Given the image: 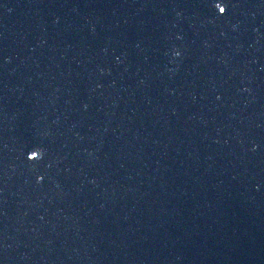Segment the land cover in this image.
<instances>
[{
    "label": "water",
    "instance_id": "obj_1",
    "mask_svg": "<svg viewBox=\"0 0 264 264\" xmlns=\"http://www.w3.org/2000/svg\"><path fill=\"white\" fill-rule=\"evenodd\" d=\"M0 264H264V0H0Z\"/></svg>",
    "mask_w": 264,
    "mask_h": 264
}]
</instances>
